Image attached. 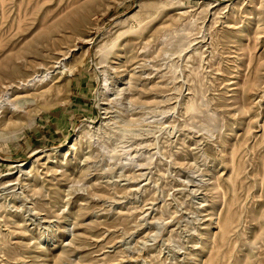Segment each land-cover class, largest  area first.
<instances>
[{"label": "rangeland", "instance_id": "obj_1", "mask_svg": "<svg viewBox=\"0 0 264 264\" xmlns=\"http://www.w3.org/2000/svg\"><path fill=\"white\" fill-rule=\"evenodd\" d=\"M0 264H264V0H0Z\"/></svg>", "mask_w": 264, "mask_h": 264}]
</instances>
